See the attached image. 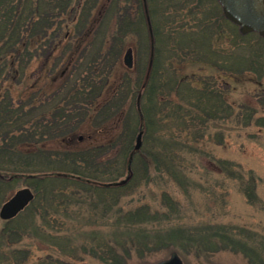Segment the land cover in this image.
Segmentation results:
<instances>
[{"label": "trees", "instance_id": "1", "mask_svg": "<svg viewBox=\"0 0 264 264\" xmlns=\"http://www.w3.org/2000/svg\"><path fill=\"white\" fill-rule=\"evenodd\" d=\"M76 1L0 0V202L2 193L20 187L21 182L34 194L21 213L4 221L0 264H26L30 250L21 245L24 239L46 240L51 250L48 257L35 259L32 264H84V258L100 264H126L133 257L144 263L146 256L159 248L196 257L249 249L239 237L243 235L251 242L257 238L254 233L182 216L190 199L187 185L182 201L167 191L151 201L143 193L159 178L169 183L180 175L183 184L190 183L185 158L205 156V152L178 140L179 135L185 132L187 136L186 131L191 130V141L199 144L205 137L202 129L207 121L216 119V106L221 105L227 117L233 115L221 97L212 101L219 95L209 78L200 79L197 87L185 77L173 81L159 70V55L151 49L143 80L140 85L129 80L126 92L131 95L141 89V99L133 104L135 119L127 116L124 130L111 137L85 141L70 135L75 128L71 112L87 113L85 107L94 102L90 99L98 98L108 83L105 71L92 74L90 61H83L87 65L80 73L83 54L76 55L78 46L73 48L70 40L62 44L72 23L65 15ZM147 1L152 8L158 3ZM185 2L194 3L195 8L205 3ZM149 12L147 4L136 25L148 34L155 32ZM37 60L40 67L33 77L31 64ZM59 66L69 67V72L62 74L57 71ZM227 69L235 71L232 66ZM237 109L234 126L264 127L263 117H254L249 107L240 105ZM174 120L179 134L171 133ZM195 123L199 129L193 131ZM136 130L147 133L148 146L154 150H134ZM137 166L144 186L134 199L129 196L141 185L133 172ZM219 168L249 201L256 199L252 171L229 161H220ZM125 175L128 180L119 184ZM85 223L92 225V230L83 228Z\"/></svg>", "mask_w": 264, "mask_h": 264}, {"label": "rangeland", "instance_id": "2", "mask_svg": "<svg viewBox=\"0 0 264 264\" xmlns=\"http://www.w3.org/2000/svg\"><path fill=\"white\" fill-rule=\"evenodd\" d=\"M76 2L65 15L66 19H72V23L62 44L65 45L70 40L73 48L78 46L76 55L83 54L80 64L90 61L94 66L92 74L95 75L96 72L99 74L105 71L108 83L98 98L90 99V102L94 100L90 108L85 105L87 113L71 112L70 120L75 128L70 135L75 139L81 137L85 141L90 137H111L124 130L127 116L131 115L135 119L133 104L141 99V89L131 95L126 92L130 81L140 85L143 80L151 49L153 52L157 51L162 63L158 67L165 77L169 74L173 81L185 77L195 87L200 79L209 78L213 91L219 95L212 101L217 102L221 97L222 101L230 105L234 117H227L224 110H220L221 105L216 106V109H212L216 119L207 121L206 128L202 129L205 137L199 144L191 141V130L186 131L188 137L185 132L179 135L178 140L188 141V145L205 152V156L189 155L185 158V172L190 183L183 184L185 181L179 175L177 180L172 178L169 183L165 182L166 178L156 179L157 184L152 183L150 188L143 189L144 179L137 166L133 172L141 185L129 198L137 199L139 190L143 189L145 198L150 201L160 197L161 191H167L182 201L185 199L184 188L187 185L190 199L185 202L186 208L182 216L196 218L198 222L208 220L225 227H237L240 231L254 233L257 238L248 242L240 235V240L250 248H237L235 252L223 251L202 257L178 254L183 264H264V127L254 124L248 127L234 126L232 122L240 105L249 107L254 111V117H263L264 122V39L257 33L240 34L237 26L224 19L216 0H204L205 7L196 6L197 8L194 3L185 0H169L165 3L158 0L153 8L150 7L151 1L147 0ZM145 3L146 7L149 4L148 18L155 29L150 34L146 29L136 26L140 21L142 8L146 9ZM127 49H131L130 68L123 63ZM86 63L83 62L80 67V73ZM227 66H232L235 71L227 69ZM39 67V60L31 64L33 77ZM61 67L57 71L61 70L66 75L69 67ZM85 73L82 72V75ZM173 97L178 100L176 95ZM218 117L221 118L218 120ZM173 123L171 133L179 134L180 128L175 125L177 122L174 120ZM197 126L195 123L193 131ZM139 133L138 149L148 147L154 150L148 146V135L144 130L135 131L133 148ZM183 142L177 141L178 144ZM151 145L155 147L156 143ZM220 161H229L244 171L253 172L256 177V199L249 201L236 182L226 178L219 168ZM126 179L128 175L121 177L118 183ZM20 185L2 193L0 206L15 190L25 186L24 182ZM22 222L20 221L21 224ZM3 226L4 221L0 220V230ZM83 228L92 230L93 226L87 224ZM21 245L30 250L26 264L48 257L51 251L46 240L24 239ZM171 252L167 248H159L148 254L144 263L133 257L126 264L153 263L167 258ZM82 262L100 264L91 258H84Z\"/></svg>", "mask_w": 264, "mask_h": 264}, {"label": "water", "instance_id": "3", "mask_svg": "<svg viewBox=\"0 0 264 264\" xmlns=\"http://www.w3.org/2000/svg\"><path fill=\"white\" fill-rule=\"evenodd\" d=\"M224 18L238 27L241 34L257 32L264 38V0H217ZM123 63L126 67L132 66L131 49H127ZM140 133L137 135L135 149L140 146ZM80 140L81 137H78ZM126 180L120 183H125ZM34 198L29 187L17 189L0 206V219L10 220L17 216ZM146 264H183L176 252H171L167 258Z\"/></svg>", "mask_w": 264, "mask_h": 264}]
</instances>
